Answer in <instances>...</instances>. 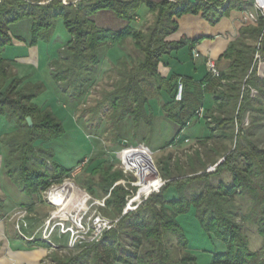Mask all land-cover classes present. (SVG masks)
Here are the masks:
<instances>
[{"label":"trees","instance_id":"1","mask_svg":"<svg viewBox=\"0 0 264 264\" xmlns=\"http://www.w3.org/2000/svg\"><path fill=\"white\" fill-rule=\"evenodd\" d=\"M40 1L0 0V116L16 125L14 133L3 140L8 146L5 171L20 190L39 199L43 191L70 177L72 170L60 167L50 159L47 151L35 145L37 139L57 136L63 128L51 111L34 103L43 85L22 87V80L16 77L11 61L4 57L5 47L12 43L9 25L25 18L31 19L32 42L35 43L48 40L58 18H63L71 39L64 54L53 65V77L57 83L77 89L79 96L94 81L95 71L101 63V48L114 44L122 46L131 39L144 56L138 62L126 57L117 59L112 68L117 71L118 80L114 82L112 91L104 93L105 97L98 106L101 107L99 112L107 107L101 116L111 125L116 126L130 116L136 129L142 121L152 124L154 116L147 114L148 104L155 90L165 82L159 73L161 58L186 45L185 40H167L178 29L175 19L183 14L202 12L215 23L220 12L227 10L223 2L209 3L205 0H79L75 5L63 4L60 0ZM234 3L233 7L240 5L241 9L246 5L236 0ZM143 5L156 13L155 22L147 32L132 25ZM102 10L112 11L127 24L120 31L100 27L92 17ZM263 30V19L255 26L243 28L241 38L232 42L222 56L231 59L230 68L221 69L217 62L220 77L203 79L194 91L186 92L184 89L181 101L175 98L178 82L174 79L168 81L169 99L163 105L164 117L178 129L167 146L184 141V137L178 139L183 129L201 119L197 111L204 108V93L219 88L215 110L204 109L203 119L211 131L227 130L228 137L234 138L235 143L232 149L221 154L224 159L216 169L207 172V165L202 163V169L193 173L173 175L168 160V174L163 175L165 183L160 191L152 192L136 210L122 214L128 190L121 184L114 186L122 178V173L114 170L113 166L97 165L92 174L102 173L103 189L109 194L105 205L121 217L98 242L89 246L79 244L74 254L52 253L49 264H200L197 255L188 251L189 233L179 220L180 216H190L191 211L211 242L218 240L225 246L223 251L215 249L211 252L210 264H264V247L261 251L252 250L244 231V223L260 225L259 232L264 239V148L251 141L250 131L245 126L239 127L238 133L234 128L237 122L242 124L247 113L251 116L252 126L264 119V77L259 76L257 66L250 73L256 51L254 42L259 40ZM196 41H192V45ZM262 51L264 55V34ZM252 89L257 90L255 97L251 96ZM28 117L32 118L33 126L29 125ZM218 159L214 158L213 164ZM223 174H228L231 180H224ZM213 178H219L218 184H213ZM89 193L94 194L93 189L89 188ZM238 195L250 200L247 213L237 210L234 203ZM4 205L5 201L0 196V216L5 210ZM124 236L130 238L134 249L123 243ZM170 236L177 238L184 252L177 260L172 257L168 246ZM21 239L29 246H51L42 238Z\"/></svg>","mask_w":264,"mask_h":264},{"label":"rangeland","instance_id":"2","mask_svg":"<svg viewBox=\"0 0 264 264\" xmlns=\"http://www.w3.org/2000/svg\"><path fill=\"white\" fill-rule=\"evenodd\" d=\"M60 1L63 4L72 3L75 5L79 0ZM153 1L160 2V0ZM48 2L49 0L40 1V3ZM92 18L100 27L119 31L127 24L126 21L118 18L109 10L99 11ZM155 19L156 13L150 12L149 9L143 5L138 15L135 16L132 25L137 29L147 32L148 28L154 24ZM31 27L32 21L28 18L11 23L9 28L12 36V43L5 47L3 55L11 61V68H13L16 77L22 80V87L35 88V86L40 83L43 85L42 89L38 90V95L35 97L34 103L43 110L51 111L60 120L63 132L57 136H50L48 139H42L41 137L35 141V145L47 151L51 156L50 159L56 162L60 167L72 171L70 177L65 178L63 182L54 184L46 192L43 191L41 199L36 196L31 197L20 190L6 175L5 157L8 155V146L5 145L3 141L5 137L14 133L16 125L5 116H0V196L3 197L5 205L7 204V208L4 210L2 216H0V241L1 237L2 240L8 239V235H17L22 238L23 236L20 232L26 234L27 237L34 236V240L44 238L47 227L50 228L59 225L60 222H64V225L71 227L73 221L79 224L80 220L90 224L92 216L96 214H101L109 219H120L121 216L117 215L112 208L106 205H100L102 203L101 201L107 198L103 187L98 184V181L102 178V173L100 172L98 175L95 174L94 176L92 174L91 176L88 174V171H86V167L90 165L91 160L95 157L105 160V167L113 166L114 170L122 173V178L116 181L114 186L121 184V186L128 190L125 206L129 200L137 194L139 189V186L131 183L138 181L136 171L133 169H131V171H126L122 162L121 157L124 158L123 154L128 149L130 150L133 148L131 150L134 151L144 150L145 154L142 155L143 161L149 166L152 172H155L156 168L158 172L156 176L162 178L163 181H165L163 175L168 174L166 172V161L168 160L171 162L170 172L173 175H179L180 173L181 175H187L202 169V164L195 165L191 163L195 158L193 157L195 156L194 151L191 152L193 148L192 145L185 149L175 151H169L168 149L162 152H153L150 149L149 151L141 142L132 143L135 141L129 139L128 135L125 133L128 130L127 128L124 129V133H119L117 125L113 126L110 121L108 122L106 119L102 118L103 114L106 113L108 109L107 107H103L102 111L104 113L102 111L99 112L101 107L98 105L104 99V93L112 91L114 82L118 80L115 68L113 71L112 67L105 69L106 67L103 66V63L99 65V67L101 66L100 76L85 88V92H83L84 94L82 96L76 93L77 89L69 88L65 83L59 84L55 81L53 77V65L64 54L65 47L71 39V35L66 29L62 17L58 18L52 35L48 40H37V42L33 43ZM257 43L258 41L254 42V44ZM130 48L132 50H130ZM126 50L131 51V58L134 62H138L144 56L142 51L134 47L133 42L126 47ZM114 53L113 51L111 52V59H113ZM100 118L102 119L100 120ZM249 119L251 121V116H249ZM198 121L199 120L193 121L194 125ZM201 125H205L204 119L198 126ZM134 128L135 127H133V131L130 129L131 133L135 131ZM245 128L250 131L251 141H254L258 146L264 148V119L257 125L252 126L249 124L245 126ZM188 131L187 134L190 135L192 131ZM126 140H129V143H124ZM234 141L235 139L233 138L230 139V143L224 142L222 145L220 144L218 155L221 156V154L232 149L234 147ZM122 150L124 151L121 153ZM174 154L177 156L176 159H173ZM211 159L212 161L214 160L208 156L206 157L208 161H211ZM45 161L50 164V161L46 158ZM213 165L214 164L206 167L205 170L207 172H213L216 168L214 170H208L209 167ZM222 177L226 181L231 180L228 174H223ZM91 178L95 184H98L94 186L97 191L96 194L89 193V189H87L85 185L89 184L88 180ZM67 181L74 183L79 189L87 193L88 197L85 205L80 210L74 207V214H64L63 216L65 207H59L58 202H61V198H64L65 195L67 196L65 192L69 191V189L65 188V186L63 187ZM218 181L219 178H213V184H218ZM140 187L139 194L141 192L144 193L146 189L142 185ZM68 196V204H73L72 201L78 199L75 193L72 195L68 194ZM135 197L132 201L135 203L140 202L141 199L137 201ZM30 198H32L33 202L30 201ZM26 201L32 203L28 204ZM68 204L65 203L64 206ZM234 204L241 213H247L251 206L250 200L242 199L239 195L235 197ZM28 205L30 206L29 208L27 207ZM244 224V231L248 237L251 249L254 251L263 250L264 239L259 232L260 225L252 223ZM188 233L189 240L192 241V244L197 242L198 238H196V231L191 232L189 229ZM51 241V246L40 249L32 248L34 251H27L25 254L27 256L32 255L34 259L36 257L43 258L42 264H49L51 263L50 256L52 253L67 255L70 253L74 254L76 250L74 247H68L69 233L61 234L57 227L51 236ZM84 241L82 242V246H89L92 244ZM122 241L126 243L128 247L134 249V246L130 243V238L126 239V236H124ZM167 241L172 257L176 260L179 259L184 252L177 238L175 236H170V239ZM220 244V241L215 240L213 246H220ZM209 247L210 249L213 248L211 245ZM193 249V247H189L188 251L193 252ZM5 253L9 259V264H18L19 260H17L14 253L11 252V249L7 247ZM198 253L201 254L200 260H198L200 264H210L205 257L209 252L200 248L198 249ZM19 264L27 263L21 262Z\"/></svg>","mask_w":264,"mask_h":264},{"label":"crops","instance_id":"3","mask_svg":"<svg viewBox=\"0 0 264 264\" xmlns=\"http://www.w3.org/2000/svg\"><path fill=\"white\" fill-rule=\"evenodd\" d=\"M205 1L209 3H215L218 1L223 3L225 2L224 5L227 10L223 13L220 12V18L215 21V23H212L209 19H207L202 12L196 14H183L181 17L175 19L178 24V29L175 31V33L170 34L167 37V40H185L186 45L179 50L175 49V51H172L161 58V62L159 64V73L165 82H162L160 89H154L155 95L150 99L148 104L147 114L154 116L152 124L142 121L136 128L137 130L134 128L138 133L135 131L131 133L130 129L133 131L134 121L132 117L127 116L117 124V127L119 133H124V129L127 128L128 130L125 133L128 135L129 139L135 141L132 143L141 142L147 150L150 149L153 152H162L163 150L167 149L169 151H175L185 149L186 147L192 145L193 148L191 152L194 151L195 156L193 157L195 158L191 163H194L195 165L206 163L208 167L212 165L213 162L212 159L211 161L206 160V157L208 156L209 158L213 159L220 158L218 155V152L220 151L219 145H222L224 142L230 143L228 131L223 129H215L214 131H211L208 129L209 127L205 120V125L198 126L203 120L200 119L195 125L192 122L188 127L183 129L178 137V139L184 137L185 139L183 142L177 141L174 144L167 146V142L171 140L178 129L176 124L170 121L167 117H164L165 115L163 111V105L164 102H167L169 99L168 81L171 79H174L176 82L182 81L184 83L185 91L190 92L194 91L196 86H198L205 78L211 77L213 78L212 80H215V77H213L211 74H208L206 60L209 57L213 58L218 62L221 69H229L231 66V59L229 60L227 58H222L223 54L227 51L232 42L236 41L238 38H241V31L243 28L246 26H255L257 23L254 21L243 22L242 19L244 11H254V8L252 7V0H236L246 3L242 9L238 7L240 5L233 7V5H235V0ZM194 40L198 41L192 45V41ZM130 43H132V40L128 39L122 46L114 44L111 47L101 48L102 55L101 63L99 65H102L103 63V66L106 67L105 69H108L113 67L116 64L117 59L120 57H126L130 60L132 57L130 50L132 49L130 48L129 51L126 50V47H128ZM112 51L115 52L113 59L110 58ZM100 70L101 66H98L95 71L94 81L98 76H100ZM223 84L226 85V82ZM218 89L213 88L212 90H208L204 93V109L207 111L215 110L216 100L220 95ZM188 130L192 131V133L190 132V135L187 134ZM126 141L129 143V140ZM176 158L177 156L174 154L173 159ZM100 164H105V160L95 157L91 160L90 165L86 167V171H88V174L92 176L93 169ZM88 183L89 184H85L87 189H93L94 194H96L97 191L95 190L96 188H94V186L100 184V186L103 187L104 181L101 178V180L98 181V184H95L91 178L88 180ZM105 195H107V197L109 196V194ZM30 201L33 202L32 198H30ZM32 202L26 201L28 204H31ZM5 206L6 209L7 204ZM192 215L193 212L191 211L190 216H180L179 220L183 226H185L186 230L190 229L191 232L196 231V238H198L197 242L192 244V241L190 240V247L195 249H193V253L197 255L198 260H200L201 255L198 253V249L202 248L209 252L205 257L208 262H211V252H213L215 249L223 251L225 246L221 242L220 246H213L214 243L211 242L207 234L200 228V226H198L199 224L197 220ZM8 236L9 238L5 240H2L1 237L0 264H9V259L5 253L7 247L8 249H11V252L14 253V256L17 258V260H19L18 264L21 262H26L27 264H42V261L44 260L43 258L41 259L36 257L34 259L32 255L27 256L25 253H27V251H34L32 248H46L45 246H29L24 239H21L17 235ZM210 245L213 247L212 249H210ZM114 264L123 263L116 262Z\"/></svg>","mask_w":264,"mask_h":264},{"label":"built area","instance_id":"4","mask_svg":"<svg viewBox=\"0 0 264 264\" xmlns=\"http://www.w3.org/2000/svg\"><path fill=\"white\" fill-rule=\"evenodd\" d=\"M170 1H174L176 2L177 0H170ZM227 3V2H226ZM225 4V2H224ZM252 7L254 8V11H244L243 14V22H248V21H254L255 23H258L260 19L264 20V0H252ZM264 34V30L262 32V34L259 37L258 43L256 44V51L254 54V61H253V66L250 70H253L254 66L258 67V74L261 78L264 77V55H263V51H262V37ZM206 66H207V70H208V74H211L213 77L215 78H219L221 75V71L217 65V61L213 58H208L206 60ZM224 82V80H223ZM184 83L182 81L178 82V86H177V92H176V100L177 101H181L183 99V95H184ZM257 95V90L252 89L251 91V96L255 97ZM199 116L201 117V119H203L204 116V108H200L198 111ZM250 114L247 113L244 116V119L242 121V124H239L238 122L235 125V132L238 133L239 131V127L243 126H248L250 124V119H249ZM210 120V119H209ZM188 141V140H186ZM124 150L121 151V153ZM121 155V154H120ZM122 158V162L125 166L126 171H131V169L126 167V164L124 163V158ZM224 158H221L217 163H215L213 166L209 167L208 170H214L217 166V164L219 162H221ZM86 163V162H84ZM157 169L155 168V172L154 173H150L149 174V179L155 177L157 175ZM137 175V174H136ZM138 177V181L137 182H131L133 185L139 186L138 192L136 195L139 194V191L141 189V185L140 184V180L141 178L137 175ZM158 176H156L157 178ZM160 178V177H159ZM161 183L158 185V187L153 191V192H158L160 191L161 187L163 186V184L165 183V181L162 180V178H160ZM152 193V192H151ZM150 193V194H151ZM87 194V193H86ZM149 194V195H150ZM88 195V194H87ZM135 195V196H136ZM145 196L143 197L140 202L135 203L132 200L134 199L135 196H133V198L131 200H129V202L127 203V205L124 207L123 210V214L127 213L130 210H134L136 209L140 203H142L145 199H147V197L149 196ZM105 199H103V201H101L102 203L100 205H105ZM64 221V220H63ZM67 221V220H65ZM119 221V218L116 219H109L105 216H102L101 214H96L95 216H92L91 219V223L88 224L86 222H82V220H80L79 224L76 221H73L72 226L71 227H67L66 225H64V222H60L59 225H55L52 227H47L45 234H44V239L45 242H49L51 243V236L54 232V230L58 229V231L60 230L61 234H67L69 233V243H68V247L69 248H75L77 245L82 244V242L84 240V242H89V243H95L98 242L99 240H101V237L103 236V234L111 229L112 227L114 228V226L116 225V223ZM66 223V222H65ZM49 228V229H48ZM60 228V229H59ZM21 235L23 237H25L26 239L32 240L34 239V236L32 237H27L26 234L20 232ZM82 233V234H79Z\"/></svg>","mask_w":264,"mask_h":264},{"label":"bare ground","instance_id":"5","mask_svg":"<svg viewBox=\"0 0 264 264\" xmlns=\"http://www.w3.org/2000/svg\"><path fill=\"white\" fill-rule=\"evenodd\" d=\"M145 154L144 150H138V151H134V150H126L123 154L124 156V163L126 164V166L130 169H133L136 171L137 175L141 178L140 180V184L144 186V188L146 189L143 192H141L140 194L136 195L135 200L139 201L140 199H142L143 197L149 195L150 192H153L158 185L161 183L160 178L159 177H154L149 179V174L150 173H154L150 170L149 166L143 161L142 155ZM65 186V188H68L69 191H66L65 193H67V196L65 195L64 198H61V202H58V206L59 207H65V211L63 212V216L64 214H70L74 212V207L75 209L77 208V210H80L84 205L85 202L87 201V194L79 189L74 183L67 181L63 187ZM143 188V189H144ZM73 193L76 194V196L78 197L77 200L72 201L73 204H68L67 201H69V196L68 194L72 195ZM68 204L66 206H64V204ZM71 203V202H70ZM89 208V207H88ZM74 214V213H73Z\"/></svg>","mask_w":264,"mask_h":264},{"label":"water","instance_id":"6","mask_svg":"<svg viewBox=\"0 0 264 264\" xmlns=\"http://www.w3.org/2000/svg\"><path fill=\"white\" fill-rule=\"evenodd\" d=\"M27 121L29 123L30 126H33V121H32V118L31 117H28L27 118ZM124 143H127V141H124Z\"/></svg>","mask_w":264,"mask_h":264}]
</instances>
